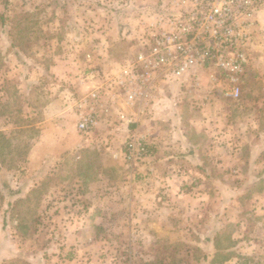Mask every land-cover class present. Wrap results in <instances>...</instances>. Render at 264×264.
Returning a JSON list of instances; mask_svg holds the SVG:
<instances>
[{
    "label": "rangeland",
    "instance_id": "rangeland-1",
    "mask_svg": "<svg viewBox=\"0 0 264 264\" xmlns=\"http://www.w3.org/2000/svg\"><path fill=\"white\" fill-rule=\"evenodd\" d=\"M142 2L0 0V147L28 142L0 162V264H264V9L237 97L200 68L131 106L109 81Z\"/></svg>",
    "mask_w": 264,
    "mask_h": 264
},
{
    "label": "built area",
    "instance_id": "built-area-1",
    "mask_svg": "<svg viewBox=\"0 0 264 264\" xmlns=\"http://www.w3.org/2000/svg\"><path fill=\"white\" fill-rule=\"evenodd\" d=\"M140 4L135 53L109 81L120 88L128 104L141 105L157 85L186 80L200 68L218 71L227 81L226 93L239 95V78L247 63L244 46L264 0H158L150 8L146 2ZM89 95L97 97L95 91ZM95 110L90 105L89 112L79 113L82 133L95 127ZM118 117L126 119L123 112ZM125 152L129 160L150 155L141 136L129 139Z\"/></svg>",
    "mask_w": 264,
    "mask_h": 264
},
{
    "label": "trees",
    "instance_id": "trees-1",
    "mask_svg": "<svg viewBox=\"0 0 264 264\" xmlns=\"http://www.w3.org/2000/svg\"><path fill=\"white\" fill-rule=\"evenodd\" d=\"M0 18H3V15L1 14L0 15ZM19 132H22L19 130ZM0 137H4V133L2 131H0ZM5 138V137H4ZM28 146V142H23V144H21L20 146H12L11 147V144L10 143H7L5 142V146L3 147H0V162L1 163H4L5 161V157L6 156H10V157H13V155L15 154V152L19 151V149H22V148H25ZM11 147V148H10ZM1 167V165H0ZM214 244V247L220 251L221 248H219L218 244L217 243H213ZM230 252H225L226 254H224L221 259L216 262V259H212L210 261L211 264H224V262H226L230 257H232L233 255H236V254H233L234 252L229 250ZM224 253V252H223ZM216 258L218 257V254L214 255ZM245 259V258H244ZM246 260V259H245ZM208 263V262H207Z\"/></svg>",
    "mask_w": 264,
    "mask_h": 264
},
{
    "label": "crops",
    "instance_id": "crops-1",
    "mask_svg": "<svg viewBox=\"0 0 264 264\" xmlns=\"http://www.w3.org/2000/svg\"><path fill=\"white\" fill-rule=\"evenodd\" d=\"M261 11V10H260ZM264 14V10L261 12V14L260 15H263ZM258 15V14H257ZM201 129L202 128H200V129H198L197 131L199 132V133H203V131H201ZM199 145V144H198ZM193 146H195V145H193Z\"/></svg>",
    "mask_w": 264,
    "mask_h": 264
}]
</instances>
